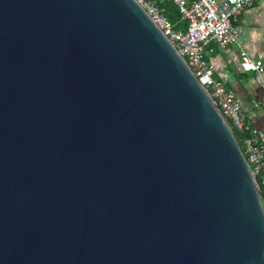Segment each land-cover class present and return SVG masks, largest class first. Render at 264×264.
Here are the masks:
<instances>
[{
	"label": "water",
	"instance_id": "obj_1",
	"mask_svg": "<svg viewBox=\"0 0 264 264\" xmlns=\"http://www.w3.org/2000/svg\"><path fill=\"white\" fill-rule=\"evenodd\" d=\"M0 264H264V191L135 0H0Z\"/></svg>",
	"mask_w": 264,
	"mask_h": 264
},
{
	"label": "built area",
	"instance_id": "obj_2",
	"mask_svg": "<svg viewBox=\"0 0 264 264\" xmlns=\"http://www.w3.org/2000/svg\"><path fill=\"white\" fill-rule=\"evenodd\" d=\"M135 1L176 48L233 134L237 131L242 135L238 143L264 191V132L253 126L237 96L215 78L216 69L208 58L215 52L211 43L221 50L240 45V18L260 0H168L178 6L182 21L187 22L186 30L178 29L154 0ZM241 56L243 70L260 77L264 71L263 61L250 58L243 49Z\"/></svg>",
	"mask_w": 264,
	"mask_h": 264
},
{
	"label": "crops",
	"instance_id": "obj_3",
	"mask_svg": "<svg viewBox=\"0 0 264 264\" xmlns=\"http://www.w3.org/2000/svg\"><path fill=\"white\" fill-rule=\"evenodd\" d=\"M238 25L240 45H231L221 50L215 43H211L215 52L208 58L216 69L215 78L237 96L253 126L264 132V71L260 77L254 72H245L241 56L243 49L250 58L264 63V0L247 9ZM256 104L259 107H255Z\"/></svg>",
	"mask_w": 264,
	"mask_h": 264
},
{
	"label": "trees",
	"instance_id": "obj_4",
	"mask_svg": "<svg viewBox=\"0 0 264 264\" xmlns=\"http://www.w3.org/2000/svg\"><path fill=\"white\" fill-rule=\"evenodd\" d=\"M157 5L162 8L165 12V15L175 24L178 29L183 28L186 26L187 29V22L182 21L181 19V13L178 8V6L168 0H154ZM234 135L236 136L237 140L240 142V139L242 137L241 134L237 133V131H234Z\"/></svg>",
	"mask_w": 264,
	"mask_h": 264
},
{
	"label": "rangeland",
	"instance_id": "obj_5",
	"mask_svg": "<svg viewBox=\"0 0 264 264\" xmlns=\"http://www.w3.org/2000/svg\"><path fill=\"white\" fill-rule=\"evenodd\" d=\"M180 29L186 30V26H184L183 28H180ZM251 74H254V73H251Z\"/></svg>",
	"mask_w": 264,
	"mask_h": 264
}]
</instances>
